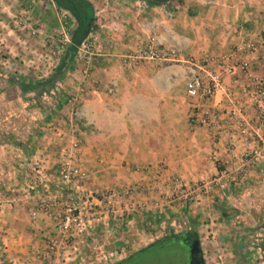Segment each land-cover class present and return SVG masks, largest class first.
<instances>
[{
	"label": "rangeland",
	"instance_id": "1",
	"mask_svg": "<svg viewBox=\"0 0 264 264\" xmlns=\"http://www.w3.org/2000/svg\"><path fill=\"white\" fill-rule=\"evenodd\" d=\"M191 7L197 12L192 13ZM221 8L215 1L203 0L182 10L179 19L189 25L177 33L182 45L171 38L161 41L178 47L175 60L129 63L126 56L138 45L159 40L157 35L139 29L134 45V39L124 40L127 32L113 16L112 29L120 37L111 39L109 49L104 46V37L110 42L108 33L100 36L94 18L93 27L78 41L72 66L53 87L15 97V88L7 81L3 97L12 100L4 102L0 94V150L7 154L0 155V264H115L176 235L192 243L190 256L182 243L174 242L123 264H173L184 258L189 264H264V175L257 173L264 160V121L258 120L253 105L244 104L250 113L243 108L241 121L224 118L240 145L234 163L211 157L215 172L189 182L166 170L179 138L186 139L202 125L195 105L205 100L186 95L190 65L185 60L244 54L236 46L226 47L224 37L236 25L228 23ZM76 25L72 15L52 0H0V86L10 77L29 82L50 76ZM232 34L237 33L232 30ZM194 40L199 54L191 51ZM83 44L91 45L93 57L86 75L87 64L78 57L86 49ZM105 52L113 53L107 56L113 58L107 69L119 79L140 70L159 73L150 93H127L130 85L125 79L117 93L108 91L110 85L116 86L113 82L95 81L99 57ZM144 81L140 77L135 87H144ZM89 86L105 89L112 98L107 110L97 111V122H89L81 111ZM245 123L246 135L240 132ZM14 138L23 140L29 151L12 154ZM183 139L182 146L188 148ZM255 148L262 155L244 165L245 155ZM180 206L191 218L172 217V208Z\"/></svg>",
	"mask_w": 264,
	"mask_h": 264
},
{
	"label": "crops",
	"instance_id": "2",
	"mask_svg": "<svg viewBox=\"0 0 264 264\" xmlns=\"http://www.w3.org/2000/svg\"><path fill=\"white\" fill-rule=\"evenodd\" d=\"M93 7V14L95 21L99 24V34L103 37L105 33L108 35L110 42L106 37L105 47H111L112 40H117L120 36L115 34L112 28H115L113 24H115L113 16L116 18L118 23H121V26L126 30V35L124 36V40L132 41L134 38H138L139 29L147 34L153 33L157 35L156 37L163 42H166L171 38V40L175 41L176 44L182 45V40L177 38V33L181 34L183 30L189 28V25L181 22L179 18H181L182 10H185L190 5H197L199 2L203 0H170L165 3H155L151 4L147 0H87ZM209 2L219 3L222 5V10L225 11L227 15L226 20L228 23L236 25V27L230 28V33L232 30L235 31L236 35H226L224 37V43H227L229 49L236 46V50L239 49L242 41L246 38H257L259 33V28L257 23L260 24L261 18L264 17V0H207ZM256 4V9L253 8V5ZM250 6V7H248ZM216 7V6H215ZM260 8V9H259ZM192 13L197 12V8L191 7ZM196 17V16H194ZM107 19L112 20L111 23L107 21ZM182 19V18H181ZM107 21V22H106ZM117 23V26H118ZM227 26H230L228 24ZM108 28V29H105ZM112 39V40H111ZM227 40V41H226ZM194 40L193 45L191 46L194 53L199 54L198 43ZM133 42V41H132ZM134 45H137L138 42L134 39ZM184 45V44H183ZM228 49V51H230ZM231 53V52H228ZM108 54V55H107ZM113 53H101V57H99L98 68L95 70L94 75L98 82L106 84V82H113L116 88H112L110 85L108 87V91L112 89H116L115 93L121 90V86L119 84L123 83V79L127 80L125 82L129 83V89L127 88V93L130 94H138L142 95L149 94V90L154 88L152 86L153 80L158 78L159 73L157 75H151L152 71L143 72L136 71L130 72L129 76L118 78L119 75H116L111 70H108V64L113 58L107 57ZM232 54V53H231ZM106 55V56H105ZM110 55V56H111ZM252 56V57H251ZM249 57L251 70L254 72V75H257L264 79V51H258L254 55H248L246 53L240 54L238 58ZM142 77L144 79L145 86L141 88L135 87V84ZM13 77H10L9 80H5L0 86V94L2 101L6 102L11 101V98H4V94H6V84L9 82V87L15 88L16 95L20 92H30V90L22 89L16 82H12ZM129 79V81H128ZM17 80V79H14ZM241 82H243L242 77H223V88L216 92L212 97L203 101V103H197L195 106L197 109V115H202L206 111H216L218 112L222 120L220 124L215 127H209L206 125H201V127L196 128L193 133L187 136L186 139H183L181 136L179 138V147L175 148L173 159H170L171 162L166 169L169 173H174L181 176L186 182L195 180L200 174H211L214 173L216 167L213 165V162L210 161V158L220 159L221 161H225L227 163H234L235 157L239 152L240 145L238 141H234V137H231L229 131L231 129L230 126L225 123L226 119V111L229 107L228 96L232 95L237 100H243V89L241 86ZM1 83V82H0ZM103 84V85H104ZM1 85V84H0ZM90 87V86H89ZM103 87V86H102ZM88 88V87H87ZM99 86H91L89 90H86L85 94L81 99V111L84 117L89 121L93 122L99 120L97 118V111L105 108L103 110H107V103H109L112 98L107 96V92L105 89L101 90ZM131 90V91H130ZM159 90V87H158ZM163 92V91H158ZM113 93V92H108ZM145 103H148V97H142ZM63 102V101H62ZM165 103L161 104L162 114L165 111ZM248 108H244L246 114L250 113ZM225 118V119H224ZM160 119V117H159ZM99 122V121H98ZM107 122V121H106ZM164 122V121H163ZM112 139H115L113 136H110ZM111 138H100L103 141H109ZM182 139L184 142H188L187 145L182 146ZM32 140V137L29 138ZM115 140L123 141L122 137L116 138ZM129 140V139H125ZM1 143V142H0ZM3 143V142H2ZM7 143V142H6ZM11 148L10 151L13 154L18 153L20 156L21 152H27L31 147L28 148V145L24 143L21 139H12L11 140ZM234 144L235 147H231ZM4 145V144H3ZM230 147V148H229ZM100 148V147H99ZM99 151V150H98ZM102 153L103 151H99ZM5 153V152H4ZM2 150H0V155L4 154ZM110 153V152H109ZM7 154L5 153V156ZM10 156V154L8 153ZM114 155V154H113ZM257 173L260 175H264V160H262L257 166ZM130 175L133 178L136 176V173H131ZM145 176L143 175L142 178ZM220 197V195H217ZM216 196V197H217ZM215 200V196L212 198ZM214 204L215 201L213 202ZM172 215L173 218L178 217L179 215H183L188 219L191 218L189 212H185L183 206L173 207Z\"/></svg>",
	"mask_w": 264,
	"mask_h": 264
},
{
	"label": "built area",
	"instance_id": "3",
	"mask_svg": "<svg viewBox=\"0 0 264 264\" xmlns=\"http://www.w3.org/2000/svg\"><path fill=\"white\" fill-rule=\"evenodd\" d=\"M86 48L83 53H79L78 57L83 59L87 67L83 69L84 74L88 72V66L92 61V55L90 52L91 45L83 44ZM178 47L165 46L161 41L151 39L144 45H138L134 51L126 56L125 60L129 63L137 62L138 60H175L178 54ZM239 50L248 54L254 55L258 51H264V17L261 18L259 33L257 38H246L242 41ZM76 55V52H75ZM74 55V57H75ZM252 57V56H251ZM250 59L247 57L238 58L235 53H222L218 55H212L203 58L201 61L194 59H186L189 63L188 77L185 81L184 90L188 97L196 98L200 100H206L212 97L216 92L223 88V77L224 76H238L242 77L243 82L241 86L243 94L245 95L244 102L237 100L232 95L228 96L229 107L226 111V116L229 119L241 121L242 111L244 104L253 105L257 111V117L260 122L264 121V79L254 75L251 70ZM198 120L206 126L215 128L217 127L222 117L216 111L204 112ZM241 124V122H239ZM241 134H249L247 129V123L242 127ZM259 126L254 128V132L257 134ZM264 142V137L261 138ZM262 155L260 149H252L250 153L245 155L244 165L248 166L253 164ZM62 172L66 169L62 168ZM74 173L77 169H72ZM224 180H227L228 174L225 172L221 173ZM215 183L218 180L215 179ZM221 186L225 184L220 183Z\"/></svg>",
	"mask_w": 264,
	"mask_h": 264
},
{
	"label": "trees",
	"instance_id": "4",
	"mask_svg": "<svg viewBox=\"0 0 264 264\" xmlns=\"http://www.w3.org/2000/svg\"><path fill=\"white\" fill-rule=\"evenodd\" d=\"M52 1L59 9L66 10L75 19L77 24L74 30L75 36L74 38H72L70 44H68L65 52L60 57V60L57 63L54 72L50 76L46 77L45 79H41L37 81H29V82L16 81L14 79L11 80L12 82H16L17 85H19L20 87H22V89L25 90H30V91L39 90L43 92L44 90H48L49 88L53 87L56 80H58L60 76H62L64 72L72 66L78 41L82 39L83 34L87 30L93 27V22H94L93 7L90 4V2H88L87 0H52ZM147 1L151 4L156 3L149 0ZM183 238L184 237L177 235L169 237L161 242L155 243L153 246H151L150 248L146 249L143 252H146L153 247H160L162 245L169 243L171 244L174 242L178 244L182 243V245L187 248L186 243L182 241ZM143 252L137 253L136 255L141 254ZM187 252H188V248H187ZM184 259L186 260V258ZM128 260L130 259L122 261L121 264L127 262Z\"/></svg>",
	"mask_w": 264,
	"mask_h": 264
},
{
	"label": "water",
	"instance_id": "5",
	"mask_svg": "<svg viewBox=\"0 0 264 264\" xmlns=\"http://www.w3.org/2000/svg\"><path fill=\"white\" fill-rule=\"evenodd\" d=\"M149 1H153V2H156V3H165V2H168V1H170V0H149ZM87 33H88V30L83 34V37H85V36L87 35ZM74 36H75V35L73 34L72 38H74ZM182 241H183V239H182ZM183 242L185 243V241H183ZM154 244H155V243H151L150 245L146 246L145 248L140 249L139 251H137V252H135V253L129 255L128 257H126V258H124V259L118 261V262L115 263V264H121L122 261L133 258L137 253H140V252L145 251L146 249L150 248V247L153 246ZM186 246H187V248H188V253H189V256H190L191 253H192V247H193V245H192V243H187Z\"/></svg>",
	"mask_w": 264,
	"mask_h": 264
},
{
	"label": "flooded vegetation",
	"instance_id": "6",
	"mask_svg": "<svg viewBox=\"0 0 264 264\" xmlns=\"http://www.w3.org/2000/svg\"><path fill=\"white\" fill-rule=\"evenodd\" d=\"M183 241H185L186 244L188 243V239L183 238ZM160 247H161V246H160ZM173 264H189V262H188L187 259H186L185 261H182V262H176V263H173Z\"/></svg>",
	"mask_w": 264,
	"mask_h": 264
}]
</instances>
